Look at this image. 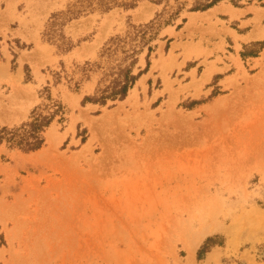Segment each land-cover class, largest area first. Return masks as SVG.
I'll list each match as a JSON object with an SVG mask.
<instances>
[{"label":"rangeland","instance_id":"374dc122","mask_svg":"<svg viewBox=\"0 0 264 264\" xmlns=\"http://www.w3.org/2000/svg\"><path fill=\"white\" fill-rule=\"evenodd\" d=\"M180 1L146 73L99 106L81 104L99 73L80 67L161 6L71 20L60 52L42 32L74 0H0V126L26 120L45 86L66 110L39 150L0 145V264H264V6Z\"/></svg>","mask_w":264,"mask_h":264},{"label":"trees","instance_id":"16d2710c","mask_svg":"<svg viewBox=\"0 0 264 264\" xmlns=\"http://www.w3.org/2000/svg\"><path fill=\"white\" fill-rule=\"evenodd\" d=\"M143 0H74L67 4L65 10L51 13L42 37L54 45L60 52H67L72 48V42L63 33L64 26L71 20L86 14L98 12L107 13L113 8L124 10L133 9L137 3ZM151 4L161 6L160 11L146 23L129 24L122 34L110 36L100 47L96 60L85 62L80 70L82 78H88L90 73L98 72L92 95L84 96L81 104H97L105 106L108 103L121 101L126 98L138 78L146 73L150 65V55L154 51L155 41L159 39L160 30L171 24L185 8V1L180 0H146ZM221 0H194L189 11H204ZM240 0H231L232 5L238 6ZM264 6V0H256ZM184 21V19H182ZM263 42L254 45L261 48ZM144 53L145 65L143 68L136 66L139 56ZM243 55V54H242ZM28 71V68L25 69ZM60 78V73H55V82ZM30 77L26 76L25 81ZM80 82H74L75 90L79 88ZM44 97L29 112L26 120L18 125L0 126V145L8 149H16L23 153L39 150L44 142V132L53 121L63 122L66 113L65 106L58 99L51 96L49 87L42 90ZM217 236L207 237L196 253V260L218 244Z\"/></svg>","mask_w":264,"mask_h":264},{"label":"bare ground","instance_id":"6f19581e","mask_svg":"<svg viewBox=\"0 0 264 264\" xmlns=\"http://www.w3.org/2000/svg\"><path fill=\"white\" fill-rule=\"evenodd\" d=\"M231 8V7H230ZM229 9V8H228ZM227 9V10H228ZM233 9V8H232ZM232 9H231V11H229V14L231 15V16H234L236 13L234 12V11H232ZM209 10H212V9H209ZM234 10V9H233ZM208 11V10H207ZM207 11H205V12H207ZM203 13V12H202ZM197 13H195V15H196ZM201 14V13H200ZM194 18H195V16H192L191 17V21H193L194 20ZM251 36H254V35H250L249 37L251 38ZM208 76H209V72H205L204 74H203V77H204V79H207L208 78ZM51 138H52V136H51ZM42 154V153H41ZM40 156V155H39ZM42 156V155H41ZM204 233H205V230H202V231H200V233H198V236H197V239H199V238H201L203 235H204ZM194 246V245H193ZM192 251V250H191Z\"/></svg>","mask_w":264,"mask_h":264},{"label":"crops","instance_id":"0c3cea01","mask_svg":"<svg viewBox=\"0 0 264 264\" xmlns=\"http://www.w3.org/2000/svg\"><path fill=\"white\" fill-rule=\"evenodd\" d=\"M234 11H235V13H237V14H240L241 12L240 11H238L237 9H234ZM251 35V34H250ZM249 35V36H250ZM242 36H244L243 34H242ZM249 36H248V38H249Z\"/></svg>","mask_w":264,"mask_h":264}]
</instances>
